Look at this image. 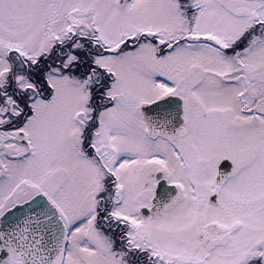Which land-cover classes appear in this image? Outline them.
<instances>
[{
  "label": "snow or ice",
  "instance_id": "1",
  "mask_svg": "<svg viewBox=\"0 0 264 264\" xmlns=\"http://www.w3.org/2000/svg\"><path fill=\"white\" fill-rule=\"evenodd\" d=\"M0 264H264V0H0Z\"/></svg>",
  "mask_w": 264,
  "mask_h": 264
}]
</instances>
